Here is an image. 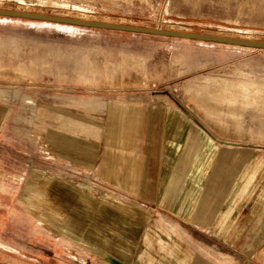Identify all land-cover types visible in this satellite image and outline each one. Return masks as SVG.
<instances>
[{
    "label": "rangeland",
    "instance_id": "obj_1",
    "mask_svg": "<svg viewBox=\"0 0 264 264\" xmlns=\"http://www.w3.org/2000/svg\"><path fill=\"white\" fill-rule=\"evenodd\" d=\"M0 8L264 40V0H0ZM152 104L184 116L187 136L196 125L224 179L200 241L192 226L146 208L139 262L192 264L200 252L214 264H239L246 253L264 264V49L0 16L1 264H103L96 247L67 243L72 220H50L65 195L56 180L70 173L74 196L85 184L90 202L118 205L119 194L93 187L105 130L108 139L125 105ZM76 221L79 231L94 227ZM225 229L259 236L226 242Z\"/></svg>",
    "mask_w": 264,
    "mask_h": 264
},
{
    "label": "crops",
    "instance_id": "obj_2",
    "mask_svg": "<svg viewBox=\"0 0 264 264\" xmlns=\"http://www.w3.org/2000/svg\"><path fill=\"white\" fill-rule=\"evenodd\" d=\"M156 106L125 105L122 111L128 115L119 119L113 117L111 128L114 132L108 139L105 130L100 157L93 168L98 183L93 187L108 196L119 194L118 205L100 198L90 202L85 196V188L88 189L89 185L85 184L77 185L82 197L74 196L73 180H70L73 175L70 173L56 180L57 192L65 195H61L64 199L57 200L55 206L51 205L50 220H72V223L66 221L73 231L70 237L73 241L68 238L67 243L80 240L81 246L89 252L96 247L99 252L93 254L98 256L100 263L142 264L137 256L139 241L148 224L144 213L146 208L157 206L178 222L192 226L196 241L203 239V229L216 218L211 217L219 199L215 185L217 179H224L218 176V151L200 142L195 124L189 126L191 135H186V123L190 122L184 116L181 118L179 114L176 116ZM156 127L160 130L157 134L159 141H163L160 146L155 144L153 130ZM142 128L145 129L143 134ZM130 196L140 201L131 200ZM139 211L142 216L138 215ZM76 220H82L84 226L89 225L86 220H91L94 227L92 230L81 228L80 233L74 225L78 222ZM219 235L222 234L219 232L216 237ZM234 236L227 229L219 239L246 244L259 235L255 232L246 234L242 230ZM199 253L192 255V264H214ZM236 256L239 264H258L248 253L244 258Z\"/></svg>",
    "mask_w": 264,
    "mask_h": 264
},
{
    "label": "water",
    "instance_id": "obj_3",
    "mask_svg": "<svg viewBox=\"0 0 264 264\" xmlns=\"http://www.w3.org/2000/svg\"><path fill=\"white\" fill-rule=\"evenodd\" d=\"M0 16L17 17V18H24L31 20H40V21H47V22H54V23H61L68 25H76V26L89 27V28L106 29V30L131 32V33H142V34L206 41V42L223 43V44L235 45L241 47L264 49V40H260V39L211 35L200 32L172 30V29L148 27V26L127 24L120 22L89 20V19H83L77 17L45 14V13L30 12V11L9 10V9H1V8H0Z\"/></svg>",
    "mask_w": 264,
    "mask_h": 264
}]
</instances>
